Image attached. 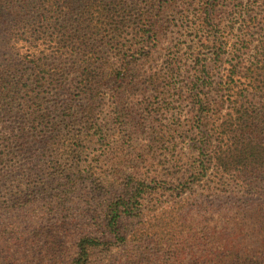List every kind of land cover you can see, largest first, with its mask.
I'll list each match as a JSON object with an SVG mask.
<instances>
[{"label":"trees","instance_id":"16d2710c","mask_svg":"<svg viewBox=\"0 0 264 264\" xmlns=\"http://www.w3.org/2000/svg\"><path fill=\"white\" fill-rule=\"evenodd\" d=\"M172 1L0 0L9 11L0 14L3 33L15 51V58L0 59V177L9 179L2 187L16 189L0 192V264H264V204L255 215L254 202L240 209L232 197L223 199V224L233 223L223 233L216 211L219 193L264 172V0L233 1L223 36L209 6L200 17L209 29L193 55L192 81L200 90L191 121L202 136L203 159L192 165L191 183L202 190L181 184L172 189L181 198L168 209H155V203L147 209L146 201L162 194L163 186L151 173L136 172L91 206L81 228L57 226L55 215L29 227L6 219L15 208L39 201L49 207L45 213L70 203L83 183L73 161L85 146L106 142L105 106L116 112L120 91L138 89L131 66L150 55L154 12ZM175 72L174 65L153 72L148 89L165 91L161 80ZM111 87L113 102L107 104ZM155 137L162 141L165 135ZM20 153L31 161L45 158L35 177L49 171L51 181L12 180L9 174L19 168L11 161ZM116 249L109 261L96 263L98 251Z\"/></svg>","mask_w":264,"mask_h":264},{"label":"rangeland","instance_id":"374dc122","mask_svg":"<svg viewBox=\"0 0 264 264\" xmlns=\"http://www.w3.org/2000/svg\"><path fill=\"white\" fill-rule=\"evenodd\" d=\"M233 1L238 2L236 0H173L157 9L154 12L157 36L150 44V55L133 61L131 66V74L138 76V89L120 91L123 99L122 107L116 112L112 107L105 106L104 116L110 119V125L107 127L108 138L102 144L85 146L81 159L73 161L75 164L79 162L83 183L69 199L70 203L66 202V206L64 204L60 209L45 213L49 207H46L44 201H39L30 206L15 208L6 216V219L29 227L41 223L45 217L52 218L55 215L57 217L53 220L57 226L67 227L78 224L81 228L88 221L91 206L96 207L103 200L109 188H119L124 178L136 172L151 173L163 186L162 194L155 195L153 198L148 197L151 201H146V204L151 205L147 209L152 208V203L156 204L155 209L162 211L168 209L177 199L181 198L178 191L172 192L174 188L181 189V184L186 186L190 184L193 190H202L198 184L191 183L193 182L191 181L193 178L191 175L194 172L193 164L203 159L200 151L202 136L198 125L193 126L191 121L193 103L196 93L198 94L200 90L194 86V81H192L195 77L192 75L195 71L193 55H196L201 47L200 36L208 34L209 28H202L200 24L202 11L209 6L213 16L211 22L221 24L220 29L223 36V21L224 24L230 22V17L225 11H230ZM28 12L30 13L31 10ZM0 14L9 16V11L4 5L0 6ZM4 21L5 18L0 17L1 60L15 58V51L10 44L7 45L6 34L3 33ZM173 55H176V58L173 63H169ZM207 56L212 58L209 49ZM209 61L214 67L217 66L215 59ZM172 65L176 69V72L170 75L172 78L162 79L160 82L165 91L157 92L148 89L150 75ZM219 65L223 67V62H218ZM201 81L199 79L198 84ZM112 93L111 87L106 94L107 104ZM214 95L216 96L211 93V96ZM112 102L113 100L109 101V103ZM148 102L149 104L153 102L151 103L153 106L150 107ZM157 132L165 135L162 141L155 137ZM34 146L42 148V143ZM27 155L20 153L13 157L11 162L14 161L19 170L9 174L11 179H16L19 183L30 182L32 185L40 177L50 182L52 177L46 176L49 171L42 176L35 177L36 173H41L40 166L47 160L37 157L31 161L28 159L30 157H26ZM28 166L31 168H27ZM22 168L26 169L23 173ZM3 182H9V179L5 176L0 177L1 193H16L14 187H2ZM56 185L53 183L52 188L57 187ZM230 190L224 191L225 194L219 193L220 200L216 206V211L219 212L217 218L221 221L218 229L222 233L228 232L224 229L227 225L233 226V223H226L227 221L223 224V208L226 207L223 205V199L231 201L230 197H232L233 203L240 209L247 208L254 202L255 206L253 205L251 212L259 215L260 207L258 206L264 204V172L258 177L250 176L242 186L233 184ZM158 197L159 201L156 199ZM246 197L253 198V200L249 202L245 200ZM234 234L238 232L234 231ZM116 253L117 249L109 253L98 251L95 254L96 263L109 261L110 256Z\"/></svg>","mask_w":264,"mask_h":264}]
</instances>
